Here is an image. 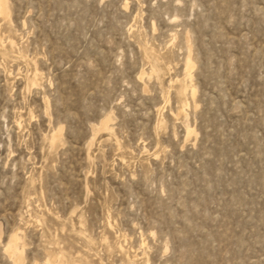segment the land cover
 Segmentation results:
<instances>
[{
	"label": "rangeland",
	"instance_id": "1",
	"mask_svg": "<svg viewBox=\"0 0 264 264\" xmlns=\"http://www.w3.org/2000/svg\"><path fill=\"white\" fill-rule=\"evenodd\" d=\"M7 1L0 264H264V0Z\"/></svg>",
	"mask_w": 264,
	"mask_h": 264
},
{
	"label": "bare ground",
	"instance_id": "2",
	"mask_svg": "<svg viewBox=\"0 0 264 264\" xmlns=\"http://www.w3.org/2000/svg\"><path fill=\"white\" fill-rule=\"evenodd\" d=\"M9 15H10V9H9V5H8V1L7 0H0V16L3 18H5V20H7L8 18H9ZM9 40H10V38H9ZM1 42V41H0ZM10 42V44L11 45H13V43H14V40L12 39V40H10L9 41ZM3 44V43H2ZM9 44V45H10ZM4 45V44H3ZM8 45V44H7ZM6 45V46H7ZM2 48V47H1ZM4 49V48H3ZM6 49V48H5ZM8 49V48H7ZM6 49V50H7ZM1 50V49H0ZM1 51H3V50H1ZM10 51V50H9ZM7 52V51H6ZM9 53V52H8ZM3 54H5V53H3ZM6 56V55H5ZM4 56V57H5ZM191 57L190 56H188V60H187V62H186V77L189 79V78H191V68H192V65H191ZM161 62V61H160ZM162 65V64H161ZM151 68H153L152 66H151ZM164 68V67H163ZM163 70V69H162ZM38 71V70H37ZM152 71V70H151ZM150 71V73H152ZM154 71V70H153ZM143 73V72H142ZM154 73V72H153ZM156 73V72H155ZM158 73V72H157ZM162 73V72H161ZM163 73H164V70H163ZM40 74V73H39ZM36 76H38L37 74H36ZM152 76V75H151ZM155 77H156V74H155ZM184 77V76H183ZM186 78V79H187ZM38 79V78H37ZM156 79H159V78H156ZM176 80H178V79H176ZM37 81L38 80H35V83H37ZM180 81V80H179ZM160 82H161V80H160ZM172 82V81H171ZM174 82V81H173ZM181 82H182V79H181ZM34 83V84H35ZM175 83H179V82H175ZM185 84V83H184ZM171 85H173V84H171ZM179 85V84H178ZM183 85V84H182ZM191 85V84H190ZM174 86V85H173ZM180 86V88L182 87L181 85H179ZM185 86V85H184ZM193 86V85H192ZM192 86H190V88L192 87ZM183 88V87H182ZM181 88V89H182ZM180 89V90H181ZM186 90V93H187V91H188V88H186L185 89ZM184 90V91H185ZM183 93V92H182ZM192 93L193 94H191L192 96L194 95V90L192 89ZM183 95V94H182ZM185 96H187V95H185ZM185 98H188V97H185ZM185 100H187V99H185ZM181 102H184V101H181ZM188 104V102L186 101L185 103H183L182 105H181V107L179 108V110H178V112H177V114H181V113H183L184 112V110H185V108H186V105ZM100 126V125H99ZM101 126L102 127H104L105 129H109L110 130V127L112 126V125H110L109 126V121H108V119L107 120H105V121H102V123H101ZM98 128V127H97ZM189 128H190V126H189ZM106 130V131H107ZM102 131H104V129L102 130ZM111 131L113 132V129L111 128ZM188 132H187V138L188 137H190L192 134H193V130L192 129H188L187 130ZM97 132V131H96ZM99 132H100V130H99ZM98 132V133H99ZM110 133V132H109ZM57 135V134H56ZM55 135V136H56ZM54 136V135H53ZM54 136V137H55ZM52 137V136H51ZM54 139V138H53ZM52 139V140H53ZM51 140V141H52ZM57 140V139H56ZM55 140V141H56ZM21 239V238H20ZM18 241H19V235L18 234H15V235H13V237H12V239L10 240V242H9V244L8 245H6L7 246V252H9L12 256H14V257H16L15 259H17L18 261H20L21 259H20V255H19V257H17L18 256V254H19V246H18ZM19 251V252H18ZM21 251H23L22 249H21ZM6 252V253H7ZM9 254V255H10ZM21 255L23 254V253H20ZM22 259H23V255H22V257H21ZM14 259V260H15ZM54 260V259H53ZM22 261V260H21ZM21 261H20V263H21ZM14 262H16V261H14ZM19 263V262H18ZM23 263V262H22ZM47 263H49V264H51V260H48L47 261Z\"/></svg>",
	"mask_w": 264,
	"mask_h": 264
}]
</instances>
